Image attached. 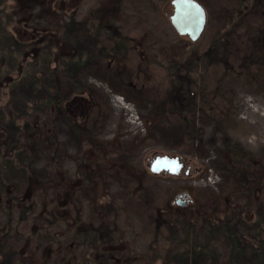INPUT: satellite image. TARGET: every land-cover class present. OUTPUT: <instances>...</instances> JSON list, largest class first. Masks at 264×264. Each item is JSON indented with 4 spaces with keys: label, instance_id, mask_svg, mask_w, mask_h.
Returning <instances> with one entry per match:
<instances>
[{
    "label": "rangeland",
    "instance_id": "obj_1",
    "mask_svg": "<svg viewBox=\"0 0 264 264\" xmlns=\"http://www.w3.org/2000/svg\"><path fill=\"white\" fill-rule=\"evenodd\" d=\"M79 1L0 0V134L24 152L0 150V264H87L95 245L121 264H194L192 243L198 264H264V0H198L208 25L196 43L172 25V0ZM25 18L59 30L48 50L65 92L92 103L85 129L49 105L56 62L14 61L24 49L12 29ZM65 36L81 66L57 56ZM155 154L188 167L155 175ZM210 201L220 213L197 223L169 214ZM103 216L112 224L100 242L88 233Z\"/></svg>",
    "mask_w": 264,
    "mask_h": 264
},
{
    "label": "trees",
    "instance_id": "obj_2",
    "mask_svg": "<svg viewBox=\"0 0 264 264\" xmlns=\"http://www.w3.org/2000/svg\"><path fill=\"white\" fill-rule=\"evenodd\" d=\"M75 1V3H79V0H70L71 4ZM32 20H27L26 18L19 21L18 23L15 24L14 28L12 29L13 32H15L17 38L19 39L20 44L19 46L24 49L23 52L19 53V56H17V59L14 60L15 62H21V64H26V65H34L38 62H43L47 66H52L53 62H56V66L54 70H50L53 74V77H57V84H56V92L57 95L54 97H51L49 100V105H53L58 112L59 115L69 118L72 122L77 124V127L79 129H85L88 120L91 116V111H92V103L91 101H88L84 97L77 96L79 93H74V92H65L64 85L62 82L61 77L58 75L59 71L62 70L63 65L61 61H57L56 58H51V52L48 50V44L49 41L51 40L53 43L58 40V35L59 30L56 32H47L42 30L40 27L33 25ZM22 27V29L20 27ZM25 30V31H24ZM41 37V38H40ZM61 37V39H64L63 43H61V46H56L57 48V56L59 57L68 55L70 57V62H73L74 64L76 63L78 66H81L83 61L80 56V52L78 49V45L74 40L69 37L65 36ZM45 41V43H44ZM48 41V42H47ZM59 41V40H58ZM60 42V41H59ZM44 43V44H43ZM28 50L30 52H28ZM72 50V51H71ZM15 59V58H14ZM72 59V61H71ZM20 66V65H19ZM12 76H9V80L12 79ZM48 104V103H47ZM29 124V121H27ZM29 126H31L29 124ZM33 129V134L36 137V140H38L40 143H48L49 140H51L50 135L48 133V130L46 129V125L44 124H39L36 123L32 125ZM36 131V133H35ZM47 135V141L44 140L43 136ZM6 137L5 133L0 134V150L4 151V154L8 156L12 152H21L20 157L24 153L23 150H19V148H16L14 146L9 145L6 146ZM54 143L50 142L49 145L52 148V145ZM54 145H59L58 143ZM62 150L58 148L56 153H60ZM19 156V154H18ZM93 157V156H92ZM94 164V163H93ZM92 164V165H93ZM95 186H96V192H98L99 187H104L105 188V183L102 178L96 179L95 180ZM106 189V188H105ZM104 195H101L100 197H108L109 194L104 191ZM31 197L28 196L27 201H30ZM2 202V199H1ZM221 202L226 203L225 209L229 210L232 206L229 205V202H231V199L229 197H225ZM3 203V202H2ZM214 202L210 201L204 206L201 205H196L194 207H183V208H171L169 210V214L173 217H176V219H184V220H189V221H194L197 223L199 219L204 216V214H212L216 215V213H220L222 207L218 204H214ZM56 212H52V215L54 218L60 219L61 221H66L67 220V214L60 209V207H57L55 209ZM224 210H222L223 212ZM224 214L226 215V219L222 220L226 232L230 239L232 240L233 244L238 243V239H236V236L233 231V225H232V220L228 214L227 211H224ZM9 217L11 218L12 213L8 212ZM108 217H102L101 223L98 226H91L90 232L88 233L91 235L93 238H97L98 241H104L108 234L110 233L111 229V221L107 219ZM11 224L10 222H8ZM79 227L81 228L82 223L78 222ZM8 227L5 226L4 228L0 229V241L3 240L7 235H8ZM192 251L190 252V257L193 259L194 264H198L201 257L204 255L203 250L199 248V246L195 243L191 244ZM177 248V245L174 244L170 248V253L174 252V250ZM103 248L101 250L100 246L95 245L94 248H92V253H93V259L89 261L87 264H121V259L117 256H114L112 253L110 254H105L103 252ZM166 264V263H165Z\"/></svg>",
    "mask_w": 264,
    "mask_h": 264
},
{
    "label": "water",
    "instance_id": "obj_3",
    "mask_svg": "<svg viewBox=\"0 0 264 264\" xmlns=\"http://www.w3.org/2000/svg\"><path fill=\"white\" fill-rule=\"evenodd\" d=\"M171 23L181 36L189 37L193 43L204 35L208 25L206 8L198 0H172ZM188 163L177 155L155 154L149 162L150 172L155 175L180 177ZM186 175L190 174L188 169Z\"/></svg>",
    "mask_w": 264,
    "mask_h": 264
}]
</instances>
